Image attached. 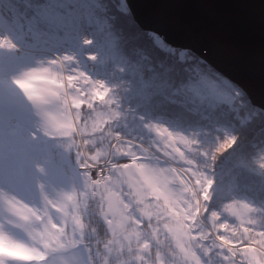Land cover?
Masks as SVG:
<instances>
[{"label":"snow or ice","instance_id":"snow-or-ice-1","mask_svg":"<svg viewBox=\"0 0 264 264\" xmlns=\"http://www.w3.org/2000/svg\"><path fill=\"white\" fill-rule=\"evenodd\" d=\"M236 2L30 0L27 34L16 43L0 37V208L27 237L0 223V264H46L51 252L77 248L82 233L74 218L69 237L61 215L72 197L46 191L63 159L26 131L21 100L45 130L71 131L53 107L116 125L105 192L121 254L139 264H264V196L223 183V166L248 149L237 131L264 115V0L258 74L243 42L253 21ZM225 27L240 39L226 44ZM38 52L46 59L37 61ZM244 80L258 81L259 98ZM254 163L264 173V155Z\"/></svg>","mask_w":264,"mask_h":264},{"label":"trees","instance_id":"trees-1","mask_svg":"<svg viewBox=\"0 0 264 264\" xmlns=\"http://www.w3.org/2000/svg\"><path fill=\"white\" fill-rule=\"evenodd\" d=\"M30 8V0H0V26L4 25L9 28L11 37L15 42H17L18 37L27 34L25 16L29 14ZM34 42L38 45L42 43L39 39ZM73 113L77 119V125L82 130L80 138L84 143L86 151L95 161L105 160L107 158L105 157L106 155L103 154L104 159H99L96 153L98 150L99 152H103L105 149L108 150L109 141L113 140V136L110 133L116 125L110 124L108 128H105L103 122H98L93 126L92 118L88 115L86 109L79 112V114L76 111H73ZM81 117H84V119L81 120ZM105 119L107 120L108 118L106 117ZM183 127L186 131L191 132L194 130L195 125L191 120H185ZM121 131H126V129L122 128ZM39 133H46L45 136H47L46 140L48 142L45 145L49 148L51 146L57 152L58 157L66 155L74 158V152L80 149L78 146V136L74 132L69 137V140L62 136V131L60 130H45L42 127ZM35 134L36 136L39 135L38 132ZM237 135L243 137V142L248 145V149L243 157H232L230 163H226L223 166L224 186L227 188L230 184H238L239 195H247L250 199H259L261 196H264V173H262V170L257 167L254 161L264 155V115L256 116L249 125L238 130ZM37 138L40 140V135ZM57 146H60V149H57ZM112 147H116L115 142H113ZM110 151H112L111 148ZM68 166L71 167L72 163ZM89 194L91 193L89 192ZM93 198L87 195L86 201L91 203V201L95 200H92ZM86 205L88 204L86 203ZM88 207L86 210L78 211V215L81 214V220L84 223V227H86L83 242L93 253L91 255L93 263L104 264V258H107V262L110 260V263L106 262L107 264H117V259L122 255H133L131 252L121 254L119 246L114 243L112 244L114 236L111 234L110 222L108 223V219L103 216L102 210L95 209L93 206L92 208ZM103 211H105V208ZM108 241L111 242L109 246V249H111L110 253H107L105 248ZM160 251L165 257L170 258V249L167 244H164ZM137 264H139V261H137Z\"/></svg>","mask_w":264,"mask_h":264},{"label":"rangeland","instance_id":"rangeland-1","mask_svg":"<svg viewBox=\"0 0 264 264\" xmlns=\"http://www.w3.org/2000/svg\"><path fill=\"white\" fill-rule=\"evenodd\" d=\"M10 32L11 31L9 30L8 27H5L4 25L0 26V37L9 38L11 39L13 43H16L15 40L11 37ZM57 55L59 54L58 53L52 54L53 57ZM45 59L46 57L44 56L43 53H39V52L37 53L36 55L37 61H42ZM61 71H63V69ZM21 103L24 105L26 109L29 110V112H31L28 104L25 101L21 100ZM50 112L54 117L58 119H63L66 117L69 120V122H73L71 131H68V132L62 131V136L66 137L67 140H69V137L71 136V134L73 132L76 133L78 136V146L80 147V149L74 152L75 154L74 158L70 156H66V155H61L60 157H58V159L61 157L63 159L61 173L55 180L54 184L49 185L48 182L45 181L46 191L48 195L53 199H56L61 196H68V195L72 197L70 201L68 200L64 201L65 208L62 211L61 215L67 216L66 226L68 229L69 237L71 236V233L73 230V219L74 218L79 221V227L77 228V231L79 232L80 229L82 228V233H81L80 243L77 248H73L67 251L58 250V251L51 252L47 256L46 264H84L85 258H87V260L90 261L91 264H94L92 256H89L87 253V250L89 248L83 242V238L85 237V233H86V230H85L86 227H84V223L81 220V214L78 215V211L81 212L83 210H86L88 206H89L88 208L90 207L92 208V206L94 207L95 204H97L94 208L99 209L100 211L102 210V214L103 216L106 217V219H108V223L110 222V226L113 223H115L112 215L108 213V199H107L108 194L107 192H105V181L108 179H111L109 167L106 171V174L102 176L99 179V181L91 180L89 177H91L92 175V171H91L92 168H90V166H92L93 158L86 151L84 143L82 142L80 138L82 130L77 125V119L75 118L73 111L69 109L70 115H68L64 113L61 109L53 107L50 109ZM36 116L38 115L34 113H30V116H29L30 122L27 125L26 131L28 133L38 132V134L40 135V141L43 144H46L48 142V140H46L47 136H45L46 133L45 134L42 133L43 135L39 133L42 127L40 125L41 124L40 120L38 119L39 116L38 117ZM53 130H58V129L54 128ZM75 146L77 145L75 144ZM70 147H73V146H70ZM96 154L97 156L98 154L99 155L104 154L106 155L105 157H107L105 161L108 160L109 163L112 162V151H110V148H108V150L107 149L103 150V152H99L98 150ZM71 163H72V166L69 167L68 165ZM89 192L91 194H89ZM87 195L91 196L92 198L94 197L92 200L94 199L95 200L91 201V203L89 201H86ZM86 203L88 205H86ZM104 208H105V211H103ZM14 220L15 218L12 217L9 213H7L6 210L0 208V223L4 224L9 234L12 235L13 237L17 239H21V240H26L27 237L25 233L22 230L16 228L13 222H10ZM110 243L111 242L108 241L105 245L107 253L111 252V249H109ZM39 245L42 247L43 241H40ZM104 262H105L104 264H107L108 262L110 263V260H108L107 262V258H104ZM134 263L137 264V261H135V259L133 258V255H129V256L122 255L119 259H117V264H134ZM7 264H18V262L9 260Z\"/></svg>","mask_w":264,"mask_h":264},{"label":"water","instance_id":"water-1","mask_svg":"<svg viewBox=\"0 0 264 264\" xmlns=\"http://www.w3.org/2000/svg\"><path fill=\"white\" fill-rule=\"evenodd\" d=\"M141 4L144 3V0H139ZM153 2L162 3L163 0H153ZM232 8L235 10L242 11L245 15L249 16L253 21V32L254 35L248 37L245 41H243L248 48L249 55L253 59L255 64V69L257 74L259 73V63H260V44H259V18L261 13L259 0H237L236 3L232 5ZM143 11V10H142ZM148 17L146 16V19ZM169 38L176 41L180 38L176 35V33L169 31ZM221 39L226 43H234L236 40L240 39L233 35L231 30L225 27L224 32L221 36ZM227 68L226 64L222 65ZM247 86L256 94L259 98L261 95V88L258 81L255 80H244Z\"/></svg>","mask_w":264,"mask_h":264},{"label":"built area","instance_id":"built-area-1","mask_svg":"<svg viewBox=\"0 0 264 264\" xmlns=\"http://www.w3.org/2000/svg\"><path fill=\"white\" fill-rule=\"evenodd\" d=\"M108 161V160H106ZM97 165H104L103 168H99L97 167ZM90 168H92V175H91V179L93 181H99V179L104 176L106 174V171L108 169V163L105 162V160L103 161H99V162H92V166H90Z\"/></svg>","mask_w":264,"mask_h":264}]
</instances>
